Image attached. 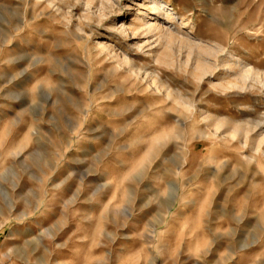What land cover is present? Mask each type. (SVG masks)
Listing matches in <instances>:
<instances>
[{
  "label": "rangeland",
  "instance_id": "rangeland-1",
  "mask_svg": "<svg viewBox=\"0 0 264 264\" xmlns=\"http://www.w3.org/2000/svg\"><path fill=\"white\" fill-rule=\"evenodd\" d=\"M263 120L264 0H0V264H264Z\"/></svg>",
  "mask_w": 264,
  "mask_h": 264
},
{
  "label": "bare ground",
  "instance_id": "bare-ground-1",
  "mask_svg": "<svg viewBox=\"0 0 264 264\" xmlns=\"http://www.w3.org/2000/svg\"><path fill=\"white\" fill-rule=\"evenodd\" d=\"M220 51V50H219ZM218 50H214L215 52V56L217 57V53L219 52ZM221 51H223V49H221ZM234 71V82H232L233 84V87L234 86H237L239 87L240 89H244L245 88V84L246 82L250 79H252L253 81H256L257 80V77L259 76V73L258 71L254 70L253 67L251 68H247V69H243V70H236L237 68H234L232 67ZM262 123H264V120L263 121H255L253 122V127H257V126H260ZM242 129V125L241 123H238L237 124V127H235V130L236 132H240ZM172 187V186H171ZM174 189V186L172 187ZM168 199V198H167ZM170 203H172V199H168ZM165 201V200H164ZM168 202V203H169Z\"/></svg>",
  "mask_w": 264,
  "mask_h": 264
}]
</instances>
